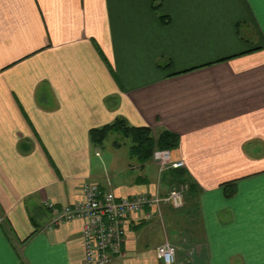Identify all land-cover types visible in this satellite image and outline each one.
<instances>
[{"label": "crops", "instance_id": "1", "mask_svg": "<svg viewBox=\"0 0 264 264\" xmlns=\"http://www.w3.org/2000/svg\"><path fill=\"white\" fill-rule=\"evenodd\" d=\"M121 118L176 133L193 187L129 216L108 264H163L166 239L174 264H264V0H0V264H86L80 220L47 227L86 182L176 183L112 132L93 144Z\"/></svg>", "mask_w": 264, "mask_h": 264}, {"label": "built area", "instance_id": "2", "mask_svg": "<svg viewBox=\"0 0 264 264\" xmlns=\"http://www.w3.org/2000/svg\"><path fill=\"white\" fill-rule=\"evenodd\" d=\"M151 160L157 165L160 174L184 166V161L174 159L169 149L154 147ZM187 190L188 183L180 182L165 194L143 192L129 197H116L110 188L86 182L83 199L74 206L57 209L52 204L48 205L53 214L47 227L80 220L84 262L108 264L114 257L124 255L121 243L129 216L139 214L143 219H151L154 213L159 212L160 205L166 203L176 209L182 208ZM2 220L0 216V222ZM176 254V246L167 239L156 247V255L163 264H174Z\"/></svg>", "mask_w": 264, "mask_h": 264}, {"label": "trees", "instance_id": "3", "mask_svg": "<svg viewBox=\"0 0 264 264\" xmlns=\"http://www.w3.org/2000/svg\"><path fill=\"white\" fill-rule=\"evenodd\" d=\"M118 132L123 138L130 140L129 153L131 156L137 158L141 163H144L151 159L152 151L154 147L160 149L173 150L178 146V135L169 130H163L159 134H155L152 128L149 126H132L129 125L124 119H116L114 122L106 124L100 128L90 129V138L95 145L102 144L107 133ZM173 174L177 175L178 179L176 183L187 182L188 190H191L193 184L184 178L182 168L173 169ZM233 183H225L229 185ZM224 187V184H223ZM234 193L232 189L227 195Z\"/></svg>", "mask_w": 264, "mask_h": 264}, {"label": "rangeland", "instance_id": "4", "mask_svg": "<svg viewBox=\"0 0 264 264\" xmlns=\"http://www.w3.org/2000/svg\"><path fill=\"white\" fill-rule=\"evenodd\" d=\"M114 140L116 142H118L119 144H121L122 146H124L125 144H129L130 140L129 139H125L122 137V135L118 132H112L109 134L108 138L105 140V145H110L111 141ZM168 171V170H166ZM178 183H175L173 186H175ZM172 186V187H173Z\"/></svg>", "mask_w": 264, "mask_h": 264}]
</instances>
